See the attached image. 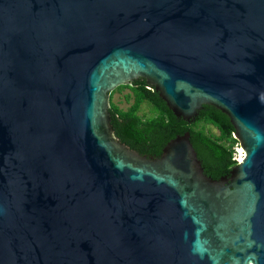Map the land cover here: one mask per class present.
Segmentation results:
<instances>
[{"label": "water", "instance_id": "1", "mask_svg": "<svg viewBox=\"0 0 264 264\" xmlns=\"http://www.w3.org/2000/svg\"><path fill=\"white\" fill-rule=\"evenodd\" d=\"M227 116L214 180L186 132L140 155L111 94ZM0 264H264V0H0Z\"/></svg>", "mask_w": 264, "mask_h": 264}, {"label": "trees", "instance_id": "2", "mask_svg": "<svg viewBox=\"0 0 264 264\" xmlns=\"http://www.w3.org/2000/svg\"><path fill=\"white\" fill-rule=\"evenodd\" d=\"M126 89L130 91L125 96L130 106L122 109L114 102V95ZM146 104L152 112L150 117L141 115ZM110 117L117 137L140 155L158 158L171 140L189 132L208 177L219 180L228 176L238 164L236 147L239 144L233 137L235 130L227 116L213 107L204 106L194 122L178 119L158 93L148 88L145 80L121 86L111 94ZM210 127L219 135H215Z\"/></svg>", "mask_w": 264, "mask_h": 264}, {"label": "rangeland", "instance_id": "3", "mask_svg": "<svg viewBox=\"0 0 264 264\" xmlns=\"http://www.w3.org/2000/svg\"><path fill=\"white\" fill-rule=\"evenodd\" d=\"M130 93V91L129 90H123V92H118V93H116L115 95H114V102L120 107V108H122V109H126V108H128L129 106H130V103H128L127 101H126V98H125V96L127 95V94H129ZM141 115L142 116H146V117H150L151 115H152V112H151V109H150V107L146 104V105H144L143 107H142V111H141ZM210 129L212 130V132L215 134V135H219V132L216 130V129H214V128H212V127H210ZM236 152H237V159H240L241 157H240V155H241V150H240V147L238 146V147H236Z\"/></svg>", "mask_w": 264, "mask_h": 264}, {"label": "built area", "instance_id": "4", "mask_svg": "<svg viewBox=\"0 0 264 264\" xmlns=\"http://www.w3.org/2000/svg\"><path fill=\"white\" fill-rule=\"evenodd\" d=\"M240 157H242V153H241ZM240 159H241V158H240ZM240 159H237V160L239 161Z\"/></svg>", "mask_w": 264, "mask_h": 264}]
</instances>
